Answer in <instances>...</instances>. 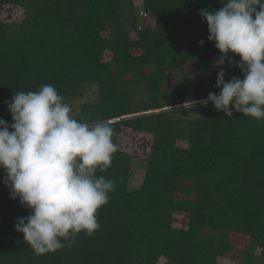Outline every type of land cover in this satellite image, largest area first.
<instances>
[{"label":"trees","instance_id":"trees-1","mask_svg":"<svg viewBox=\"0 0 264 264\" xmlns=\"http://www.w3.org/2000/svg\"><path fill=\"white\" fill-rule=\"evenodd\" d=\"M142 3L148 24L134 0H0V7L22 11L11 22L0 14V119L12 122L6 101L14 93L50 84L78 119L110 121L118 146L111 166L98 173L117 182L97 213L99 230L43 256L15 230L17 219L31 213L10 197L0 170V264H229L238 260L233 235L251 240L241 264H264V120L235 111L229 118L211 102L188 117L176 108L207 98L199 82L168 88L169 73L192 62L198 74L212 73L215 85L221 70L226 82L243 78L233 66L238 56L215 64L221 53L200 16L223 4ZM91 84L96 100L76 110ZM145 112L151 113L139 115ZM127 131L150 141L136 189H130L136 154L120 148ZM181 217L185 225L176 222Z\"/></svg>","mask_w":264,"mask_h":264},{"label":"clouds","instance_id":"clouds-1","mask_svg":"<svg viewBox=\"0 0 264 264\" xmlns=\"http://www.w3.org/2000/svg\"><path fill=\"white\" fill-rule=\"evenodd\" d=\"M221 2L219 10H201L200 16L209 42L221 53L217 66L230 54L238 56L233 66L243 78L226 82L221 70L215 85L219 94L211 92L198 103L211 102L229 118L235 111L264 120V0ZM6 106L12 122L0 119V170L10 197L31 213L17 219L15 230L37 256L70 249L80 234L94 236L100 228L97 213L117 183L98 175L118 151L111 122L77 119L50 84L16 92Z\"/></svg>","mask_w":264,"mask_h":264},{"label":"rangeland","instance_id":"rangeland-1","mask_svg":"<svg viewBox=\"0 0 264 264\" xmlns=\"http://www.w3.org/2000/svg\"><path fill=\"white\" fill-rule=\"evenodd\" d=\"M134 1H135L136 14L139 15V12L143 10V3H142L143 0H134ZM0 14L4 21L11 22V21H18L22 16V11L13 6H4V7H0ZM141 21L144 22L145 24L149 23L147 20L144 21L140 19V22ZM110 57H111V53L107 52L106 60L109 61ZM218 61L219 59L217 58L214 59V62L216 65ZM217 75L218 73L215 75V78H217ZM192 82H199L198 84L200 86V92L203 97H208L209 93L213 92L214 90V86H215L214 75L212 73L198 74L196 72L194 62L185 65L183 68H179L175 71L170 72L168 88H172L178 85L181 87L186 86L188 89H191ZM96 94H97V86L96 84H91L89 86V90L86 93L84 99L79 101L76 104V110L77 109L79 110V106H78L79 104L96 100L97 98ZM198 102L199 101L190 102V103H186L187 105L184 104V105L177 106V108L176 107L174 108L181 109L183 107V109H185L184 112L188 117L189 116L196 117V116H199L200 114V110L197 107L201 103H198ZM192 107L196 109H193L190 111ZM168 110H170V108H168ZM77 113H74L76 117L78 115ZM147 113H151V112H145L139 115H145ZM123 142L124 143L120 144V148L122 150H128L136 154V157L133 161L132 171H131L132 173H131V180H130V189L140 188L145 178V174H146V169H147V164H148L146 158H147V152L150 147V141L147 140V137L127 131L125 132L123 136ZM179 219L180 220H177L176 222L179 224L185 225V219L182 217ZM250 242L251 240L248 237H243V236L241 237L239 235H233V243L236 245L235 253L238 256V260L235 259L228 263L229 264H241L239 257L243 256V253L248 248V245ZM223 262H227V260H223Z\"/></svg>","mask_w":264,"mask_h":264},{"label":"built area","instance_id":"built-area-1","mask_svg":"<svg viewBox=\"0 0 264 264\" xmlns=\"http://www.w3.org/2000/svg\"><path fill=\"white\" fill-rule=\"evenodd\" d=\"M139 16H140V18L142 19V20H147V14L145 13V11L144 10H141L140 12H139Z\"/></svg>","mask_w":264,"mask_h":264}]
</instances>
